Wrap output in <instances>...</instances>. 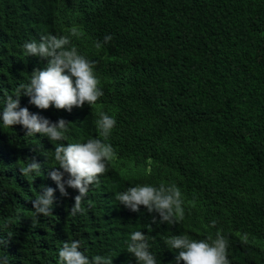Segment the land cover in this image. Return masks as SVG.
Wrapping results in <instances>:
<instances>
[{
    "label": "trees",
    "instance_id": "obj_1",
    "mask_svg": "<svg viewBox=\"0 0 264 264\" xmlns=\"http://www.w3.org/2000/svg\"><path fill=\"white\" fill-rule=\"evenodd\" d=\"M47 34L68 36L95 62L103 96L71 112L38 109L23 95L20 106L72 123L65 146L103 139L96 121L112 116L107 142L116 155L90 186L83 213L69 214L79 193L68 188L67 197L54 192L52 215L37 217L41 185L56 188L49 172L58 142L0 122V264L4 255L8 264H57L62 242L73 240L90 260L136 264L126 246L134 231L149 237L157 264H175L167 237L214 238L217 230L230 264H264V0H0V96L44 67L22 46ZM26 159L41 164L40 176L21 175ZM161 182L182 192L185 216L176 225L115 200L128 187Z\"/></svg>",
    "mask_w": 264,
    "mask_h": 264
},
{
    "label": "clouds",
    "instance_id": "obj_2",
    "mask_svg": "<svg viewBox=\"0 0 264 264\" xmlns=\"http://www.w3.org/2000/svg\"><path fill=\"white\" fill-rule=\"evenodd\" d=\"M70 34L79 35L75 28L70 30ZM111 40V35H105L103 44ZM102 46L100 41L95 42L97 49ZM22 47L25 56L37 57L46 61V64L42 69L34 68L29 74L28 82H20L14 95L0 96L3 104L0 122L5 128L20 125L25 136L39 134L47 137L50 142H58L54 148V159L58 167L51 168L49 172V178L56 188L41 185L39 193L32 200L33 214L37 217L52 215L54 192L59 191L62 197H67V189L70 188L79 193L73 198L74 205L69 212L75 216L85 211L82 202L90 186L99 183V176L108 171V163L115 158V149L107 141L116 121L112 116L101 112L96 125L103 139L90 137L85 142L67 143L66 146L59 143L67 139L66 133L72 123L63 118L51 122L32 113L27 107L20 106V97H28L29 103L41 110H47L51 106L56 110L71 112L73 107L94 105L103 96L100 81L94 72L95 62L88 60L75 46H71L68 36L42 35L39 41L25 42ZM0 92L6 90L0 89ZM19 170L25 177L32 174L40 176L41 164L35 159H26L25 166ZM115 200L134 213L139 212L143 206L148 214L158 215L159 224L176 225L185 216L182 192L175 184H137L116 193ZM151 224H157L156 216H152L147 225L150 230ZM209 226L215 228L216 221H211ZM165 243L176 252L175 264H230L227 258L229 242L219 230L215 232L214 238L211 234L206 239L199 240L187 235H172L165 239ZM0 245L6 246L7 240L0 239ZM126 246L127 253L134 257L136 264H157L156 257L150 251L149 237L143 232L130 233ZM80 248L79 240L62 242L57 264H112V259L106 256L96 255L90 260ZM3 264H8L7 255L3 257Z\"/></svg>",
    "mask_w": 264,
    "mask_h": 264
}]
</instances>
